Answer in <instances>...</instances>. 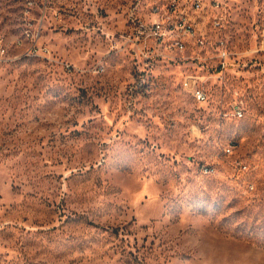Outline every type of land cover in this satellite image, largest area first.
<instances>
[{
	"label": "rangeland",
	"instance_id": "1",
	"mask_svg": "<svg viewBox=\"0 0 264 264\" xmlns=\"http://www.w3.org/2000/svg\"><path fill=\"white\" fill-rule=\"evenodd\" d=\"M34 1L0 0V264H264V0L185 5L204 57L143 84L170 0Z\"/></svg>",
	"mask_w": 264,
	"mask_h": 264
},
{
	"label": "built area",
	"instance_id": "2",
	"mask_svg": "<svg viewBox=\"0 0 264 264\" xmlns=\"http://www.w3.org/2000/svg\"><path fill=\"white\" fill-rule=\"evenodd\" d=\"M34 2V0H29L28 3L33 5ZM212 2L218 4L217 0H212ZM188 4L194 10L204 8L203 0H170L168 2V12H165L163 15V17L167 16V19L157 16L146 20L142 17L132 15L131 33L127 41H129V44H131V47L136 52L137 63L142 64V66H139L142 84L147 80L144 73L151 68L155 58L163 57V59L174 61L191 60L189 65L197 67V60L204 57L200 53H186L189 49V39L195 36V28L187 16L188 12L185 7ZM221 22L222 19H219L216 21V25H220ZM202 39H199V44L205 42ZM219 44H223V42ZM219 44L218 46L220 47ZM28 54L38 55L39 50L33 48L31 53ZM218 58V65L225 68L229 63L230 54L224 49L218 55ZM140 67L142 68L140 69ZM182 83L183 87L191 93L196 101L203 103L208 100V94L203 86L201 77L193 70H188L185 73ZM235 113L239 117L243 116L242 108L235 106Z\"/></svg>",
	"mask_w": 264,
	"mask_h": 264
},
{
	"label": "bare ground",
	"instance_id": "3",
	"mask_svg": "<svg viewBox=\"0 0 264 264\" xmlns=\"http://www.w3.org/2000/svg\"><path fill=\"white\" fill-rule=\"evenodd\" d=\"M31 51H32V50H30V52H29V53H31Z\"/></svg>",
	"mask_w": 264,
	"mask_h": 264
}]
</instances>
